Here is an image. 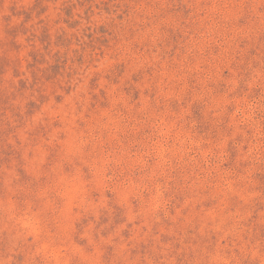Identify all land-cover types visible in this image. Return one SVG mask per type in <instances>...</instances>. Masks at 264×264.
<instances>
[{"label": "rangeland", "instance_id": "rangeland-1", "mask_svg": "<svg viewBox=\"0 0 264 264\" xmlns=\"http://www.w3.org/2000/svg\"><path fill=\"white\" fill-rule=\"evenodd\" d=\"M0 264H264V0H0Z\"/></svg>", "mask_w": 264, "mask_h": 264}]
</instances>
